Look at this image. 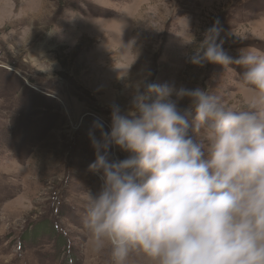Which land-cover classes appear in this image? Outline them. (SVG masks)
I'll return each instance as SVG.
<instances>
[{
  "label": "rangeland",
  "instance_id": "obj_1",
  "mask_svg": "<svg viewBox=\"0 0 264 264\" xmlns=\"http://www.w3.org/2000/svg\"><path fill=\"white\" fill-rule=\"evenodd\" d=\"M217 20L230 55L264 52V0H0V264H108L81 219L94 122L110 130L145 78L248 102L238 66L187 60Z\"/></svg>",
  "mask_w": 264,
  "mask_h": 264
},
{
  "label": "clouds",
  "instance_id": "obj_2",
  "mask_svg": "<svg viewBox=\"0 0 264 264\" xmlns=\"http://www.w3.org/2000/svg\"><path fill=\"white\" fill-rule=\"evenodd\" d=\"M219 20L187 60L238 66L251 99L240 107L202 87L143 79L110 130L90 132L100 180L82 226L108 264H264V52L224 48ZM187 99L186 107L180 102ZM115 147L129 153L114 160Z\"/></svg>",
  "mask_w": 264,
  "mask_h": 264
}]
</instances>
